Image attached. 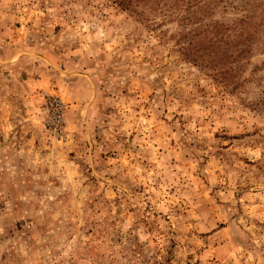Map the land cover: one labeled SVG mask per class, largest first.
<instances>
[{"label": "rangeland", "instance_id": "rangeland-1", "mask_svg": "<svg viewBox=\"0 0 264 264\" xmlns=\"http://www.w3.org/2000/svg\"><path fill=\"white\" fill-rule=\"evenodd\" d=\"M0 264H264V0H0Z\"/></svg>", "mask_w": 264, "mask_h": 264}, {"label": "trees", "instance_id": "trees-1", "mask_svg": "<svg viewBox=\"0 0 264 264\" xmlns=\"http://www.w3.org/2000/svg\"><path fill=\"white\" fill-rule=\"evenodd\" d=\"M130 0H118V2L122 5H125L126 3H128Z\"/></svg>", "mask_w": 264, "mask_h": 264}]
</instances>
